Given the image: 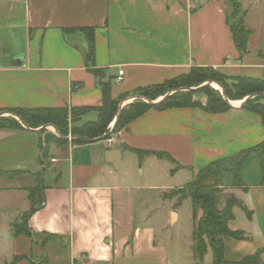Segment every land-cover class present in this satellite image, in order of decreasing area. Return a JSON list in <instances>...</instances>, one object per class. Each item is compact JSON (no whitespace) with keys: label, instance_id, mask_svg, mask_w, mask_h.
<instances>
[{"label":"crops","instance_id":"0c3cea01","mask_svg":"<svg viewBox=\"0 0 264 264\" xmlns=\"http://www.w3.org/2000/svg\"><path fill=\"white\" fill-rule=\"evenodd\" d=\"M235 2L250 31L244 55L229 31L231 0H0V109L101 106L100 80L86 69L82 56L86 39L72 36L75 48L63 29L94 30L95 66L103 71V81L112 78V100L187 74L192 67L264 79V0L259 2L261 25L250 19L246 0ZM119 71L123 73L117 80ZM192 98L206 102L201 95ZM230 105L218 114L200 108L149 109L116 130L112 144L107 139L82 144L49 141L45 162L39 159L43 134L22 126L1 128L0 169L8 172L2 169L6 157L17 158L10 172L20 185L10 192L22 198L38 184L42 191L41 206L26 222L29 235L9 232V264H38L32 244L43 251L44 264L52 260V247L65 264H212L210 249L201 262L194 258L191 234L190 239L172 242L151 227L149 216L136 215L126 197L124 180L129 174L122 164L138 159L129 149L168 154L172 161L150 156L138 168L156 186L153 180L158 177L173 179L183 171L192 180L209 163L262 142L261 118L243 110L241 101ZM96 116L94 111L84 114L81 124ZM176 166L180 169L173 171ZM240 172L245 189L231 187L230 175L224 174L218 203L221 209L234 197L250 213L248 217L242 209H232L228 229L243 232L248 240L223 238L228 263L264 248V185L258 159L247 157ZM175 201L165 200L172 207L171 223L178 222L182 205L174 208Z\"/></svg>","mask_w":264,"mask_h":264},{"label":"trees","instance_id":"16d2710c","mask_svg":"<svg viewBox=\"0 0 264 264\" xmlns=\"http://www.w3.org/2000/svg\"><path fill=\"white\" fill-rule=\"evenodd\" d=\"M235 8L239 9L238 5ZM229 31L232 37L235 48L239 51L240 55L246 53L248 37L250 31L243 26L241 22L236 26L229 24ZM63 35L66 41L75 48L78 45L73 41L72 35L82 34L87 42V49L82 51L86 69L92 73L99 82V87L102 92V104L99 107H75L71 108L72 114L79 113L82 116L90 111L96 112V119L92 122L83 123L81 126L72 128L71 136L86 137L89 139H97L107 133V127L112 123L116 116L117 107L120 102L132 94L139 96L147 101L153 102L157 98L163 97L166 93L173 91L171 95L165 99L150 104L141 100H135L123 108L118 116V121L114 127V132L119 128L124 127L131 121L142 116L147 110L155 109L162 111L165 109H181V108H200L207 113L218 114L223 113L230 109L225 99L228 101H242L249 96L253 98L247 99L242 109L261 118L264 126V96L259 94L264 93V79H256L251 77H231L226 76L210 67H192L187 74L180 75L172 80L165 81L162 84L138 88L130 94H125L117 100H112L110 97V80L103 81V71L96 68L94 62V30L92 28H72L63 29ZM221 80H230L232 84L227 86ZM205 82H215L218 84L223 92L224 97L218 92L210 89L209 85L201 87L195 91H179V89H189L193 84L200 85ZM178 84L177 87L174 84ZM196 93H203L206 98L205 104L193 100L192 96ZM8 112L18 117L21 122L28 129H38L44 125L53 126L59 138L53 139L57 143H64L66 137V108H38V109H0V113ZM3 120L0 119V129L6 127H21V124L12 120V124H2ZM73 143L82 144V141L72 140ZM135 153L140 160L153 156L160 160L172 161V158L164 153L150 150H136L129 149ZM255 156L259 161V168L261 174V185H264V140L259 144L241 150L237 154L215 160L209 163L206 167L199 170L193 179L180 188H174L163 193V200H170L174 196L177 199L173 207H178L184 200H189L191 204L192 216V231L191 241L193 256L199 262L202 261L207 249L212 253V264H261V254L264 250L259 249L253 255L245 256L236 263H228L224 260L223 238L230 237L236 241H247L248 237L241 231H231L227 227V223L233 219L232 209L238 207L242 209L249 217L250 213L244 208L243 204L235 199L229 197L225 201L223 208H218V203L221 198L223 184L222 177L224 174H229L231 179V187L245 189V184L241 177L240 168L243 161L249 157ZM180 167L176 166L173 171L179 170ZM42 204V191L40 189V196L38 204L30 208L24 215V228L18 230L16 233H24L29 235L25 226L27 219L30 215L41 206Z\"/></svg>","mask_w":264,"mask_h":264},{"label":"rangeland","instance_id":"374dc122","mask_svg":"<svg viewBox=\"0 0 264 264\" xmlns=\"http://www.w3.org/2000/svg\"><path fill=\"white\" fill-rule=\"evenodd\" d=\"M231 6L228 12V23L230 25L236 26L241 22L242 12L240 8H235L236 2L235 0H231ZM182 3H185V0H181ZM249 3V11H250V19L255 23V25H261V14H259V2L262 3V0H246ZM258 3V4H257ZM260 15V16H259ZM73 36V35H72ZM71 36V37H72ZM75 36V35H74ZM227 86H230L232 82L230 80H221ZM177 83L174 84L177 87ZM207 85V82L202 83L200 85L193 84L191 89L196 92V90L200 89ZM217 84L212 82V85L209 87L210 89L221 94V89L216 87ZM172 92V91H170ZM196 95H201L205 97L203 93H196ZM132 94L128 95L126 99H124L123 108L133 103L135 100L133 99ZM160 97L157 98L153 102H159ZM234 102V101H232ZM238 104V103H236ZM118 109V107H117ZM120 110V111H121ZM67 111V120H66V137H69L71 134L72 128H76L81 126L82 115L79 113H74L70 111L69 108H66ZM117 113V112H116ZM16 116L8 113L2 112L0 113V119L3 120L2 124H12V120L18 121ZM112 123H110L107 127V138H110L114 134V130L111 131ZM54 127L51 125H44L38 129H35L39 133L43 134V137L40 141V162H45V149L49 141L53 140L54 137H59L58 133L54 132ZM56 134V136H55ZM66 140V139H65ZM6 164L3 165L2 169H9L8 172H4L0 169V264H9L10 256L12 253L11 244L12 238H9V232L14 233L20 229L24 228V220L23 217L27 210L35 207L38 204L39 196H40V186L39 184L35 187L29 188L27 193L21 195H15L10 192L11 189H15L18 187L20 183L15 178V172H10L14 169L12 166L13 162L17 158L6 157ZM20 158V157H19ZM23 158L28 160L30 158V154H26ZM133 158V157H132ZM133 163L125 161L122 164V168L124 172H128L129 177H126L124 180V187L127 199H131L133 205L132 208L135 210L136 215L140 217L149 216V221L151 227L155 228L159 234V232L165 233V236L170 241L179 240L182 241V238L188 237L190 239V234L192 231V217H191V204L190 201L184 200L182 202L181 207L179 208V220L176 223H171L169 219V210L172 209L171 204L165 202L162 199L163 191L168 192L165 189L168 188H176L181 186L183 183H188L191 181V175L188 171H183L179 173L175 178L169 179L165 176L158 177L153 180L156 181V186L150 183V180H147V176L138 171L140 168L142 160L139 158L137 161ZM11 162V163H10ZM154 162V161H153ZM148 163V162H147ZM146 163V164H147ZM163 164V163H162ZM146 166V165H145ZM148 166V165H147ZM225 178H229L226 174ZM154 186V187H153ZM166 186V187H165ZM177 196L173 197V200H176ZM172 221H174V214L171 216ZM172 244V243H171ZM32 257L34 261H38V264H44L41 262V255L44 256L43 251L37 247V245L32 244ZM51 261L48 264H65L61 258H59L60 253L54 247H52L50 252ZM56 259V260H55Z\"/></svg>","mask_w":264,"mask_h":264},{"label":"water","instance_id":"95a60500","mask_svg":"<svg viewBox=\"0 0 264 264\" xmlns=\"http://www.w3.org/2000/svg\"><path fill=\"white\" fill-rule=\"evenodd\" d=\"M205 0H199V3L200 4H203ZM207 85H212V82H207ZM217 86L221 89V95L224 97V92L222 90V88L217 84ZM179 91H193V89L189 88V89H179ZM173 93L172 92H168L166 93L163 97L160 98L159 101L165 99L166 97H168L169 95H171ZM260 96H264V93L263 94H259ZM254 96H249L247 98H245L244 100L241 101V107L243 105V103L247 100V99H250V98H253ZM134 100H141L143 102H146V103H150V104H155L157 102H150V101H147L146 99L142 98V97H139V96H135L133 97ZM225 99V97H224ZM225 101L227 102V104L230 106L231 108V105H230V101H228L227 99H225ZM123 103L124 101L120 102L119 105H118V109H117V113H116V116L114 117L113 121H112V128H111V131L114 130V127L118 121V116H119V113H120V110L123 106ZM18 122L21 124L22 127H24L25 129H28L22 122L21 120L18 118V117H15ZM54 132L57 134V131L56 129H54ZM66 140H75V141H82V142H85V143H90V142H93V141H98V140H105L107 139V134H104L102 137L100 138H97V139H89V138H86V137H79V136H71V137H68V138H65Z\"/></svg>","mask_w":264,"mask_h":264},{"label":"built area","instance_id":"2783aa9c","mask_svg":"<svg viewBox=\"0 0 264 264\" xmlns=\"http://www.w3.org/2000/svg\"><path fill=\"white\" fill-rule=\"evenodd\" d=\"M122 73H123L122 71L118 72V79L117 80H120V77L122 76ZM107 142H108V144H112L113 137L107 138Z\"/></svg>","mask_w":264,"mask_h":264},{"label":"bare ground","instance_id":"6f19581e","mask_svg":"<svg viewBox=\"0 0 264 264\" xmlns=\"http://www.w3.org/2000/svg\"><path fill=\"white\" fill-rule=\"evenodd\" d=\"M216 86V85H215ZM217 87V86H216ZM218 88V87H217Z\"/></svg>","mask_w":264,"mask_h":264}]
</instances>
